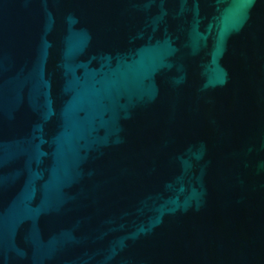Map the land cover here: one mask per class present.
Segmentation results:
<instances>
[{"label": "water", "instance_id": "water-1", "mask_svg": "<svg viewBox=\"0 0 264 264\" xmlns=\"http://www.w3.org/2000/svg\"><path fill=\"white\" fill-rule=\"evenodd\" d=\"M0 264H264V0H0Z\"/></svg>", "mask_w": 264, "mask_h": 264}]
</instances>
